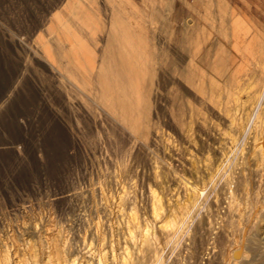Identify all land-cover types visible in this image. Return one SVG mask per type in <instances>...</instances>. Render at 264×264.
<instances>
[{
    "label": "rangeland",
    "instance_id": "rangeland-1",
    "mask_svg": "<svg viewBox=\"0 0 264 264\" xmlns=\"http://www.w3.org/2000/svg\"><path fill=\"white\" fill-rule=\"evenodd\" d=\"M164 1L0 0V264H264V161L248 150L264 139V16L187 23L177 5L168 21ZM113 20L135 37L130 74ZM239 182L251 191L230 195ZM233 207L254 210L250 230ZM222 225L239 235L229 257L209 249Z\"/></svg>",
    "mask_w": 264,
    "mask_h": 264
},
{
    "label": "bare ground",
    "instance_id": "bare-ground-1",
    "mask_svg": "<svg viewBox=\"0 0 264 264\" xmlns=\"http://www.w3.org/2000/svg\"><path fill=\"white\" fill-rule=\"evenodd\" d=\"M83 7V6H82ZM133 14L134 13H137L138 12V9L136 8V7H132V11H131ZM90 14V13H89ZM92 17V16H91ZM229 22H232V21H229ZM112 26H110L112 29H116V30H118L119 32L117 33H114V32H111L110 34H109V31H108V33L106 34V35H109V44L111 45V46H113V47H116L117 48V56H118V60L120 61V63L121 64H123V66H126L125 67V69H126V72H128L129 74H130V72H133V70H132V66L130 65L129 66V64H128V61H127V55H129V54H131L132 52H137V50L135 49L136 48V46L134 45V44H136V43H134V39L133 38H135L134 36H133V33H132V31H131V29L129 30V29H127L126 28V26L125 25H123V24H119L118 23V21L117 20H113L112 22ZM235 23V22H234ZM109 24V23H108ZM109 25H111V24H109ZM111 28H109V30H111ZM121 28V30H119ZM112 31V30H111ZM107 37V36H106ZM105 37V38H106ZM230 37L231 38H234L233 36H228V35H225L224 36V40H225V43H229L230 45L232 44L229 40V42H227V40L226 39H230ZM68 40H69V38H68ZM238 40V39H237ZM106 44V43H105ZM109 45V46H110ZM228 45V44H227ZM229 45V46H230ZM231 48V47H230ZM138 54V53H137ZM48 57V56H47ZM132 57V56H131ZM187 65V64H186ZM122 66V67H123ZM133 69H135L134 67H133ZM197 69V68H196ZM139 70V69H138ZM141 70V69H140ZM194 73V72H193ZM129 74H127V76L129 75ZM134 74V73H133ZM211 74V73H210ZM135 75V77L134 78H137L136 77V74H134ZM215 76V75H214ZM260 76V75H259ZM188 77V76H187ZM214 78V77H213ZM169 79V78H168ZM225 79V78H224ZM217 82H218V80H216ZM169 82H170V80H169ZM260 82V81H259ZM135 83H136V81H135ZM134 83V84H135ZM138 83H140V81L138 82ZM171 83V82H170ZM197 83V82H196ZM221 83V82H220ZM134 84H133V86H134ZM172 84V83H171ZM218 84H219V82H218ZM138 84H136L135 86H134V90L132 91L131 89V91L134 93V92H137V90H138V88L141 90V87H142V85L140 86H137ZM168 85V84H167ZM178 85V84H177ZM126 87V86H125ZM132 87V86H131ZM235 87H237V86H235ZM133 88V87H132ZM175 88V87H174ZM185 88V87H184ZM220 88V87H219ZM127 90H128V88L125 90L126 92H127ZM142 90H144L143 89V87H142ZM226 90V89H225ZM130 91V92H131ZM128 93H129V90H128ZM132 93V94H133ZM170 93V92H169ZM230 93V92H229ZM255 93V92H254ZM131 94V93H130ZM129 94V95H130ZM135 94V93H134ZM170 94H172V93H170ZM175 94V93H174ZM205 94V93H204ZM263 94H264V90H263ZM182 95V94H181ZM137 96V95H136ZM171 96V95H170ZM231 96H232V94H231ZM131 97V96H130ZM210 97V96H209ZM214 97V96H213ZM116 98V97H115ZM132 98V97H131ZM176 98H178V97H176ZM262 98V97H261ZM138 99H142L141 98V96H140V98H138ZM172 99V98H171ZM131 100H133V99H131ZM143 100V99H142ZM254 100H255V98H254ZM261 100V99H260ZM246 101V100H245ZM114 102H115V100H114ZM212 102V101H211ZM220 102V101H219ZM218 103V102H217ZM260 103V102H259ZM119 104L120 105H118V107H120V109L122 110V111H128V105H127V103H126V101L124 102V101H119ZM180 106H181V104H179ZM187 105V104H186ZM219 105V104H218ZM258 105V104H257ZM256 105V106H257ZM130 106V105H129ZM191 106V105H190ZM117 107V108H118ZM131 107V106H130ZM226 108V107H225ZM238 108V107H237ZM119 109V110H120ZM190 109V108H189ZM219 109V108H218ZM239 109V108H238ZM247 109V108H246ZM120 110V111H121ZM132 110V109H131ZM184 110V109H183ZM225 110V109H224ZM255 110V109H254ZM130 111V110H129ZM128 111V112H129ZM187 114V113H186ZM256 114V113H255ZM188 119V118H187ZM186 121V120H185ZM184 121V122H185ZM246 121V120H245ZM251 121V120H250ZM183 122V121H182ZM198 123H201V122H198ZM231 123V122H230ZM229 123V124H230ZM182 125V124H181ZM179 126V127H182V126ZM184 126V125H183ZM230 126H232V124H230ZM230 126H229V129H230ZM235 126V125H234ZM208 127V126H207ZM221 127H223V126H221ZM225 128V127H224ZM261 128H262V126H261ZM178 129H180L181 130V128H178ZM228 129V130H229ZM254 129V128H253ZM256 129V128H255ZM206 130H208V129H206ZM228 130H227V132H228ZM261 130V129H260ZM259 130V131H260ZM178 131V130H177ZM203 131V130H202ZM201 132V131H200ZM227 132H226V134H227ZM236 132V131H235ZM243 132H245V131H243ZM248 133V132H247ZM256 133V132H255ZM214 134V133H213ZM238 134V133H237ZM245 134V133H244ZM243 134V135H244ZM253 134V133H252ZM257 134V133H256ZM260 134V133H259ZM192 135V134H191ZM255 136V135H254ZM257 136V135H256ZM261 136V135H260ZM201 137V136H200ZM221 137V136H220ZM130 138V137H129ZM236 138V134H235V136L233 137V140ZM242 138H245L244 136L242 137ZM214 139V138H213ZM255 139H257V137L255 138ZM210 140V139H209ZM216 140V139H215ZM184 141V140H183ZM214 141V140H213ZM218 141H220V140H218ZM231 142V141H230ZM209 143V142H208ZM212 143V142H211ZM255 143V142H254ZM253 143V144H254ZM219 144V143H218ZM231 144H233V142L231 143ZM190 145V144H189ZM201 145V144H200ZM198 146V145H197ZM215 146V145H214ZM219 146V145H218ZM218 146H216V147H218ZM176 147V146H175ZM236 148V147H235ZM187 149H188V147H187ZM175 150H176V148H175ZM248 150H251L253 153H252V155L250 156L252 159H255L254 161H253V164H254V167H255V169L256 170H258V171H261L262 169H263V161H264V139H262L260 142H258V144H254L251 148H248ZM243 152H245L244 150H243ZM225 149H224V147H223V145L222 146H219V149L217 150V154H216V157H214V156H211V154H208V157H207V159H208V164H207V166H208V168H210V170H209V172L212 174L213 172H212V169L214 168L215 170L217 169H219V166H220V164H221V162H222V158H223V156L225 155ZM244 154V153H243ZM232 155V154H231ZM205 156H206V154H205ZM198 157V156H197ZM225 157V156H224ZM248 158V160H250V163H251V158ZM179 160V159H178ZM241 161V160H240ZM244 161V160H243ZM206 162V161H205ZM239 163V162H238ZM193 164V163H192ZM194 165V164H193ZM239 166V165H238ZM249 167V166H248ZM239 168V167H238ZM240 168H241V166H240ZM239 168V169H240ZM245 168V167H244ZM246 169V168H245ZM245 169H243V172H244V170ZM247 170H248V168H247ZM153 171V170H152ZM230 171H234L235 172V169H233V170H230ZM229 171V172H230ZM237 171V170H236ZM249 171V170H248ZM251 171V170H250ZM263 171H264V169H263ZM194 172H195V170H194ZM227 172V171H226ZM241 172V171H240ZM247 172V171H246ZM253 172V171H252ZM245 173V172H244ZM263 173V172H262ZM261 173V174H262ZM154 174V173H153ZM158 174V173H157ZM226 174V173H225ZM242 174V173H241ZM246 174V173H245ZM156 175V174H155ZM190 175V174H189ZM263 175V174H262ZM152 176H154V175H152ZM261 176V175H260ZM197 177V176H196ZM209 177H210V175H209ZM232 177V176H231ZM251 177V176H250ZM264 177V176H263ZM255 178V177H254ZM185 179V178H184ZM195 179V178H194ZM197 179V178H196ZM206 179V178H205ZM159 180V177H158V179H157V181ZM250 180V179H249ZM251 180H252V178H251ZM256 180V179H255ZM254 180V181H255ZM260 180H261V177H260ZM179 181V180H178ZM184 181V180H183ZM222 181V180H221ZM230 181V180H229ZM186 182H187V180H186ZM180 183V182H179ZM190 183V182H189ZM233 183V182H232ZM235 183V182H234ZM248 183H250V182H248ZM258 183H259V180H258ZM194 184H195V182H194ZM260 184H261V182H260ZM189 185V184H188ZM188 185H187V187H188ZM193 185V184H192ZM218 185H219V183H218ZM217 185V186H218ZM230 185V184H229ZM232 185V184H231ZM181 186V185H180ZM190 186V185H189ZM199 186V185H198ZM240 186H242L241 185V183L239 182V184H237L235 187H232V188H230L229 190H230V192H229V194L231 195H234L235 193L237 194V192L238 191H240V189H241V187ZM252 186V185H251ZM196 187H197V185H196ZM176 188V187H175ZM178 188V187H177ZM176 188V189H177ZM191 188V187H190ZM195 188V187H194ZM200 188V187H199ZM201 188H203V185H202V187ZM173 189H174V187H173ZM184 189H185V187H184ZM193 189V188H192ZM154 189H152V191H153ZM190 190V189H189ZM194 190H196V188L194 189ZM198 190V189H197ZM202 190V189H201ZM243 192H245L246 193V195H247V193H249L251 190H250V188L246 185H244V187H243V189H241ZM150 191H151V189H150ZM174 192H175V190H173ZM154 192H156V191H154ZM180 192V191H179ZM178 192V193H179ZM188 192V191H187ZM192 192H193V190H192ZM153 193V192H152ZM173 193V192H172ZM171 193V194H172ZM198 193V192H197ZM197 193H196V196H197ZM200 193H203V192H201L200 191ZM174 194V193H173ZM193 194V193H192ZM150 195V194H149ZM154 195H155V193H154ZM157 195H158V193H157ZM182 195V194H181ZM180 195V196H181ZM185 195V194H184ZM195 195V194H194ZM156 196V195H155ZM159 196V195H158ZM157 196V197H158ZM161 196V195H160ZM169 196H171V195H169ZM174 195H172V197H173ZM178 196V195H177ZM183 196V195H182ZM225 196V195H224ZM236 196V195H235ZM235 196H233L234 198H235ZM152 197H154V196H152ZM179 197V196H178ZM177 197V198H178ZM186 197V196H185ZM202 197V196H201ZM251 197H252V195H251ZM155 198V197H154ZM167 198V197H166ZM168 198H170V197H168ZM216 198V197H215ZM232 198V197H231ZM256 198V197H255ZM128 199H129V197H128ZM158 199V198H157ZM163 199H164V196H163ZM171 199V198H170ZM196 199V198H195ZM218 199V198H217ZM228 199V198H227ZM238 198L236 197V200H237ZM154 200V199H153ZM152 200V201H153ZM159 200V199H158ZM178 200H180V198L178 199ZM186 200V199H185ZM219 200V199H218ZM235 200V199H234ZM239 200V199H238ZM132 201V200H131ZM157 201V200H156ZM176 201V200H175ZM188 201V200H187ZM225 201H226V198H225ZM163 202V201H162ZM182 202H183V200H182ZM234 202V201H233ZM238 202V201H237ZM154 202H152V205H154L153 204ZM171 203V202H170ZM177 203V202H176ZM211 203V202H210ZM209 203V204H210ZM235 203V202H234ZM239 203V202H238ZM262 203V202H261ZM162 204V203H161ZM168 204V203H167ZM180 204V203H179ZM189 203L187 202V204L186 205H188ZM208 204V205H209ZM229 204V203H228ZM236 204V203H235ZM235 204H233V205H235ZM212 205V204H211ZM216 205V204H215ZM225 205V204H224ZM230 205V204H229ZM256 205V204H255ZM254 205V206H255ZM161 206V205H160ZM159 206V207H160ZM176 206V205H175ZM179 206V205H178ZM182 206V205H181ZM241 206V205H240ZM246 206V205H245ZM254 206H251V207H254ZM262 206H263V203H262ZM262 206H261V208H262ZM153 207V206H152ZM162 207V206H161ZM168 207H169V205H168ZM225 207V206H224ZM229 207V206H228ZM257 207V205L254 207V208H256ZM181 207H179V209H180ZM190 208V207H189ZM216 208V207H215ZM260 208V209H261ZM152 209H154V208H152ZM161 209V208H160ZM159 208L157 209V210H160ZM209 209V208H208ZM222 209V208H221ZM225 209H226V207H225ZM233 209H234V207H233ZM258 208H256V210H257ZM173 210V209H172ZM187 210H188V208H187ZM223 210V209H222ZM255 210V211H256ZM161 211V210H160ZM160 211L158 212V211H156V212H158V213H160ZM163 211H164V208H163ZM176 211V210H175ZM182 211V210H181ZM180 211V212H181ZM217 211V210H216ZM227 211V210H226ZM231 211V209H228V212H230ZM234 211V213L236 214V215H238V218L236 219L234 216V218L236 219V221H237V225H239V226H241L242 227V229H243V231H245V230H247V229H249V227L251 226V220H252V218H253V215H254V210H249V212H245V214H244V212H242V210H240V208L238 209V210H236L235 211V209L233 210ZM232 211V212H233ZM259 211V210H258ZM152 212H154L153 210H152ZM205 212V211H204ZM261 212V211H260ZM164 213V212H163ZM170 213H172V212H170ZM173 213H175V212H173ZM177 213V212H176ZM186 213V212H185ZM206 213V212H205ZM208 213V212H207ZM222 213V212H221ZM257 213V212H256ZM178 214V213H177ZM179 214H182V213H179ZM220 214V213H219ZM231 214V213H230ZM229 214V215H230ZM234 214V215H235ZM156 214H154V216H155ZM198 215V214H197ZM207 215V214H206ZM212 215V214H211ZM228 215V214H227ZM232 215V214H231ZM258 215V214H257ZM156 216H158L159 217V214L158 215H156ZM160 216H161V214H160ZM175 216V215H174ZM179 216V215H178ZM226 216V215H225ZM168 217V216H167ZM172 217H173V215H172ZM177 217V216H176ZM180 217V216H179ZM184 217V216H183ZM182 217V218H183ZM227 217V216H226ZM232 217V218H233ZM237 217V216H236ZM134 218V216L132 215V219ZM145 218V217H144ZM171 218V217H170ZM169 218V219H170ZM187 218V217H186ZM216 218V217H215ZM220 218V217H219ZM135 219L137 220L138 218H137V216H135ZM140 219V218H139ZM166 219V218H165ZM177 219V221H178V217L176 218ZM210 219V218H209ZM214 219V218H213ZM212 219V220H213ZM130 220H131V218H130ZM152 220V219H151ZM157 220V219H156ZM167 220V221H166ZM165 221H164V219L162 220V222L164 221L165 222V224L168 222V219H166ZM174 220H175V218H174ZM184 220H185V218H184ZM226 220V219H225ZM134 221V220H133ZM150 221V220H149ZM148 221V222H149ZM171 221V220H170ZM169 221V224L171 223ZM176 221V222H177ZM198 221V220H197ZM210 221V220H209ZM221 221V220H220ZM254 221H256V220H254ZM253 221V222H254ZM137 221H135V223H136ZM139 222V221H138ZM153 222V221H152ZM128 223H131V222H128ZM134 223V222H133ZM155 223V222H154ZM173 223V222H172ZM175 223V222H174ZM210 223V222H209ZM235 223V222H234ZM139 224V223H138ZM138 224H137V226H138ZM148 224V223H147ZM150 224V223H149ZM162 224H164V223H162ZM164 224V225H165ZM176 224V223H175ZM174 224V225H175ZM128 225V224H127ZM126 225V226H127ZM158 225V224H157ZM160 225V224H159ZM164 225H162V226H164ZM167 225V224H166ZM172 225V224H171ZM171 225H168V226H171ZM174 225L172 226V228L174 227ZM177 225H179L178 224V222H177ZM212 225V224H211ZM218 225V224H217ZM234 225V224H233ZM233 225H231V227L233 226ZM129 226V225H128ZM132 226V225H131ZM135 226V225H134ZM141 226V225H140ZM139 226V227H140ZM144 226H147L146 225V222H145V225H143V227ZM161 226V225H160ZM168 226H167V228H168ZM182 226V225H181ZM229 226V225H228ZM228 226L227 225H222V227L220 228V232L216 235V237L218 238V239H214L211 243H212V246H210L209 247V249H210V251L211 252H213L214 250H215V247H222L223 246V244L225 243V245H226V248H227V251H226V255H227V257H229V255L231 254L230 252H231V249L229 248L233 243H235L236 242V244H237V242L239 241L238 239H239V235H238V233L237 232H235V230H233L232 232H231V230H229V229H227L228 228ZM130 227V226H129ZM137 228L136 227V230L137 229H141V228ZM149 227V226H148ZM155 226H153V228H154ZM166 227V226H165ZM238 227V226H237ZM133 229H134V227H132ZM130 229V233H129V235L131 234V228H129ZM128 229V230H129ZM146 229H148L147 227H146ZM145 229V230H146ZM150 229V228H149ZM161 229V228H160ZM170 230H171V228H169ZM174 229L175 228H173V231H174ZM180 229V228H179ZM212 229V228H211ZM235 229H236V227H235ZM261 229V228H260ZM168 230V229H167ZM213 230V229H212ZM250 230V229H249ZM135 231V230H134ZM153 231H156V230H154L153 229ZM215 230H213V232H214ZM238 231V230H237ZM162 232V231H161ZM171 232V231H170ZM140 233V232H139ZM205 233V232H204ZM132 234H134V232L132 231ZM135 234H136V232H135ZM142 234L144 235V233L142 232ZM146 234H147V232H146ZM154 234V233H153ZM182 234V233H181ZM155 235V237H158V235L157 234H154ZM230 235V236H229ZM244 235V234H243ZM140 235L138 234V237H139ZM147 236V235H146ZM149 238L148 239H150L151 238V235L149 234ZM165 236V235H164ZM213 236V235H212ZM223 236H225L226 238H224ZM258 236H259V239L261 240V242L262 243H264V226H263V228L261 229V231L259 232V234H258ZM136 236H134V238H135ZM145 237V236H144ZM154 237V238H155ZM183 237V236H182ZM207 237V236H206ZM228 237V238H227ZM133 238V237H132ZM131 238V239H132ZM137 238V237H136ZM142 238V237H141ZM125 239V238H124ZM128 239H129V237H128ZM143 239V238H142ZM146 239H147V237H146ZM152 239V238H151ZM167 239V238H166ZM168 239H169V237H168ZM167 239V240H168ZM178 239V238H177ZM241 239V238H240ZM57 240V239H56ZM55 240V241H56ZM119 240V239H118ZM127 240V239H126ZM135 240V239H134ZM144 240V239H143ZM153 240V239H152ZM151 240V241H152ZM155 240H156V238H155ZM54 241V242H55ZM128 241V240H127ZM132 241V240H131ZM136 241V240H135ZM178 241V240H177ZM53 242V243H54ZM137 242V241H136ZM141 242V241H140ZM145 242V241H144ZM153 242V241H152ZM188 242V241H187ZM244 242V241H243ZM243 242H242V244H243ZM254 242H256V241H254ZM127 243V242H126ZM134 243V242H133ZM66 244H67V242H66ZM120 244V243H119ZM118 244V245H119ZM141 244H143L142 242H141ZM151 244V243H150ZM154 244H155V242H154ZM63 244H61V246H62ZM127 245V244H126ZM143 245H145V243L143 244ZM149 245V244H148ZM153 245V244H152ZM254 245V244H253ZM64 246V245H63ZM66 246V245H65ZM141 246V245H140ZM159 246H161L160 244H159ZM118 247V246H117ZM125 247L126 246H124V249H125ZM142 247V246H141ZM147 247V246H146ZM149 247H151V246H149ZM199 247V246H198ZM234 247V246H233ZM62 248V247H61ZM127 248H128V246H127ZM130 248V247H129ZM134 248V247H133ZM135 248H137V247H135ZM157 248V247H156ZM155 248V249H156ZM162 248V247H161ZM161 248H159V249H161ZM192 248H194L193 247V245H192ZM63 249V248H62ZM120 249V248H119ZM141 249V248H140ZM65 250V249H64ZM139 250V249H138ZM137 250V252L140 254V252L143 250V248H142V250H140V252ZM194 250H195V248H194ZM224 250V249H223ZM243 250H244V248H243ZM116 251H117V249H116ZM126 251V250H125ZM129 251V250H128ZM200 251V250H199ZM56 252V251H55ZM58 252V251H57ZM113 252H114V250H113ZM117 252H120V251H117ZM130 252H132V251H130ZM158 252V251H157ZM64 253V252H63ZM125 253V252H124ZM126 253H129V252H127L126 251ZM144 252H142V254H143ZM195 253H196V251H195ZM235 253V252H234ZM245 253H247V252H245ZM5 254V253H4ZM8 254V253H7ZM130 254V253H129ZM129 254H126L125 256L126 257H122V263L120 262V264H130V259L132 258V257H129V256H131V255H129ZM155 254H157V253H155ZM6 255V254H5ZM117 255V254H116ZM122 255V254H121ZM134 255V254H133ZM144 255H146L145 253H144ZM197 255V254H196ZM244 255V254H243ZM248 255H250V254H248ZM257 255V254H256ZM120 256V255H119ZM118 255H117V257H119ZM157 256V255H156ZM180 256V255H179ZM185 256V255H184ZM194 256V255H193ZM245 256V255H244ZM113 257H115V256H113ZM136 257H138V256H136ZM196 257V256H195ZM197 257H198V255H197ZM201 257H202V255H201ZM201 257H200V259H201ZM208 257V256H207ZM219 257V256H218ZM221 257V256H220ZM236 257V256H235ZM237 257H238V255H237ZM247 257V256H246ZM93 258V257H92ZM145 258V257H144ZM143 258V259H144ZM7 259H8V257H7ZM110 259H111V257H110ZM119 260H120V257L118 258ZM133 259V258H132ZM142 259V258H141ZM203 259V258H202ZM201 259V260H202ZM246 259H248V257L246 258ZM8 260H10V259H8ZM116 260V259H115ZM114 260V261H115ZM119 260H118V262H119ZM150 260V259H149ZM199 260V259H198ZM4 261H7V260H3V262ZM101 261V260H100ZM114 261H112V263L114 262ZM133 262H134V259L132 260ZM131 261V264L133 263ZM152 261H153V259H152ZM162 261V260H161ZM203 261V260H202ZM201 261V262H202ZM228 261H230V259L228 260ZM192 262V261H191ZM200 262V261H199ZM204 262V261H203ZM209 262V261H208ZM235 262V261H234ZM251 262V260L249 259V261H248V263H250ZM6 263V262H5ZM5 263H2V264H5ZM107 263H108V261H107ZM155 263V262H154ZM235 263H237V262H235ZM10 264V263H9ZM14 264H16V263H14ZM101 264H102V261H101ZM106 264V263H105ZM136 264V263H135ZM145 264V263H144ZM151 264V263H150ZM160 264V263H159ZM198 264V263H197Z\"/></svg>",
    "mask_w": 264,
    "mask_h": 264
},
{
    "label": "crops",
    "instance_id": "crops-1",
    "mask_svg": "<svg viewBox=\"0 0 264 264\" xmlns=\"http://www.w3.org/2000/svg\"><path fill=\"white\" fill-rule=\"evenodd\" d=\"M162 1V0H161ZM161 5H168L171 8L170 18L173 21L174 9L177 5L185 6L192 13L193 18L187 19L189 23H222L229 21V17L238 13L243 15L256 14L264 16V0H166ZM167 3V4H166ZM241 11V12H240ZM156 11H154L155 13ZM196 18H195V17ZM160 20V19H155ZM167 21V19H166ZM231 21V20H230ZM262 22V20H261Z\"/></svg>",
    "mask_w": 264,
    "mask_h": 264
}]
</instances>
